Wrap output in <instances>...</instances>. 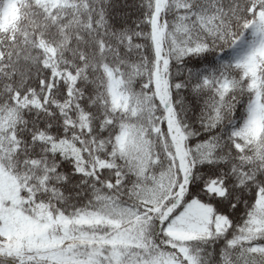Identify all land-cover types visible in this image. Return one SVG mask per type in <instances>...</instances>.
I'll return each mask as SVG.
<instances>
[{"label":"snow or ice","instance_id":"1","mask_svg":"<svg viewBox=\"0 0 264 264\" xmlns=\"http://www.w3.org/2000/svg\"><path fill=\"white\" fill-rule=\"evenodd\" d=\"M0 264H264V0H0Z\"/></svg>","mask_w":264,"mask_h":264}]
</instances>
